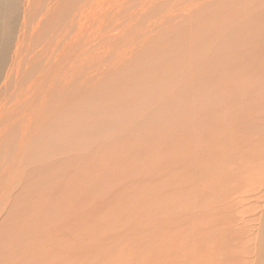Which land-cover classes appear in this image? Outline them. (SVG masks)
Returning <instances> with one entry per match:
<instances>
[{
	"label": "bare ground",
	"instance_id": "bare-ground-1",
	"mask_svg": "<svg viewBox=\"0 0 264 264\" xmlns=\"http://www.w3.org/2000/svg\"><path fill=\"white\" fill-rule=\"evenodd\" d=\"M0 264H264V0H0Z\"/></svg>",
	"mask_w": 264,
	"mask_h": 264
},
{
	"label": "rangeland",
	"instance_id": "rangeland-1",
	"mask_svg": "<svg viewBox=\"0 0 264 264\" xmlns=\"http://www.w3.org/2000/svg\"><path fill=\"white\" fill-rule=\"evenodd\" d=\"M2 39H3V38H0V42H1Z\"/></svg>",
	"mask_w": 264,
	"mask_h": 264
}]
</instances>
